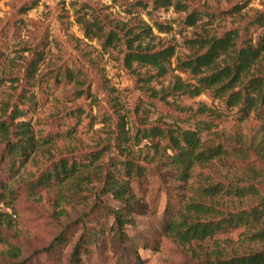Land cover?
<instances>
[{
    "label": "rangeland",
    "instance_id": "374dc122",
    "mask_svg": "<svg viewBox=\"0 0 264 264\" xmlns=\"http://www.w3.org/2000/svg\"><path fill=\"white\" fill-rule=\"evenodd\" d=\"M164 1L169 4L0 0V122L7 126L11 143L6 145L0 134V212L9 218L0 222V264L24 258L31 264H74L76 244L80 264H117L131 258L133 250L144 264H203L162 229L166 212L179 206L187 189L167 175L165 157L153 155L143 147L145 141L120 142V126L132 134L152 125L194 128L207 122L209 128L200 130L202 139L242 148L244 154L229 160L227 167L197 166L194 173L251 182L258 193L235 201L237 207L255 206L264 198L261 120L255 114L241 118L236 107H226L209 90L198 96L171 90L177 76L194 82L177 63L202 51V39L233 31L236 49L264 42V0ZM93 19L106 32L132 37L135 45L172 47L166 74L154 75L151 65H128L125 37L107 42L87 36L81 20ZM232 54H222L219 65ZM29 64L32 72L26 70ZM251 74L264 76V52L250 67ZM162 90L169 95H161ZM19 122L28 124L36 141L25 151L15 146ZM121 145L145 167L143 175L131 180L137 205L131 209V223L124 226L126 242L118 241L112 228V211L120 203L102 187L107 172L118 175L125 157ZM61 159L74 163L73 176L37 186ZM240 232L232 229L217 239L234 253L261 247L239 241ZM10 246L19 248L18 258L7 255Z\"/></svg>",
    "mask_w": 264,
    "mask_h": 264
},
{
    "label": "trees",
    "instance_id": "16d2710c",
    "mask_svg": "<svg viewBox=\"0 0 264 264\" xmlns=\"http://www.w3.org/2000/svg\"><path fill=\"white\" fill-rule=\"evenodd\" d=\"M155 4L165 6L169 2L155 0ZM138 5L145 7L143 2H138ZM81 23L85 34L90 37H105L107 42L125 37L118 36L114 30L106 32L94 19L81 20ZM131 38H124L127 49L126 63L151 65L155 69L154 75L166 74L173 48L153 50L148 48L147 44L142 45V42L135 45ZM235 38V33L228 31L222 37L202 39V51L177 63L178 67L193 75L194 82L183 81L177 76L171 90L190 96H198L209 90L214 97L221 99L226 107H236L241 118L255 114L264 125V76L249 75L253 62L264 52V42L261 41L257 45L246 43L236 49ZM228 51L233 52L228 62L219 65L220 56ZM31 65L29 64L26 70L32 72ZM168 90L164 92L162 90L161 95H169ZM201 111H204L203 108ZM120 127L117 135L120 142L136 145L145 141L143 147L150 148L155 156L165 157L162 163L167 167V175L179 182L187 189L186 193H189L188 196L186 193L183 194L178 200L179 206L166 212L168 216L163 221L162 229L167 236L180 245H187L191 255L201 258L203 264H264V198L255 206L235 205V201L239 199L256 195L258 190L255 186L251 182L240 184L237 177L213 178L210 174L194 173L197 166L214 163L229 166V160L244 154L242 148H228L221 143L210 144L202 139L200 130L209 128L207 122L194 128L152 125L136 129L132 134H128L124 127ZM17 129L18 138L15 146L20 151L35 145L33 132L27 123L19 122ZM0 134L6 139V145L11 146L9 131L3 122H0ZM119 147L125 149V157L120 160L118 175L107 172L102 187L120 203V206L112 211V228L117 240L126 242L128 235L124 226L131 223L134 211L131 209L137 205L131 180L143 175L145 167L141 162L135 161L129 147L122 145ZM261 148H264V140ZM74 169V163L68 164L66 159H61L53 167L52 172L43 174L36 181L37 186L50 183L52 180L68 179L73 176ZM2 199L0 193V201ZM7 219L8 214L0 212V222H7ZM232 229H241L239 241L242 243H259L261 247L241 253L230 252L217 239V235ZM211 242L210 249L203 248L204 244ZM45 250H49V247ZM6 253L12 259L20 256V250L16 246H10ZM78 254L79 246L76 244L72 251L74 264H80ZM14 264L31 262L24 258ZM117 264H144V261L138 252L133 250L131 258Z\"/></svg>",
    "mask_w": 264,
    "mask_h": 264
}]
</instances>
